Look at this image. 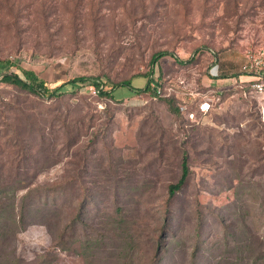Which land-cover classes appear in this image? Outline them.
<instances>
[{"label": "rangeland", "instance_id": "obj_1", "mask_svg": "<svg viewBox=\"0 0 264 264\" xmlns=\"http://www.w3.org/2000/svg\"><path fill=\"white\" fill-rule=\"evenodd\" d=\"M33 1L16 25L0 10V76L30 70L50 89L74 76L96 77L117 101H95L87 83L76 93L67 86L57 101L0 82L5 204L19 177L20 140L33 141L34 158L45 165L36 174L27 164L23 182L48 183L73 173V152L85 148L89 125H101L105 106L112 113L85 152L82 178L95 195L82 213L90 243L59 249L45 224L13 226L4 212L0 264H33L41 255L50 259L45 264H146L156 254V264H264V102L250 92L253 75L245 69L247 53L264 46V0H101L97 16L85 1L75 21L70 4L67 11L55 0L48 26ZM155 52L165 53L152 67ZM125 81L157 86L160 96L176 99L180 116L148 90L113 88ZM65 131L77 149L66 150ZM182 148L191 173L168 203ZM25 190H15V218ZM64 195L66 215L72 198ZM162 216L169 223L161 235ZM245 238L250 248L241 246Z\"/></svg>", "mask_w": 264, "mask_h": 264}, {"label": "trees", "instance_id": "obj_2", "mask_svg": "<svg viewBox=\"0 0 264 264\" xmlns=\"http://www.w3.org/2000/svg\"><path fill=\"white\" fill-rule=\"evenodd\" d=\"M54 1V2H53ZM58 6L60 8H65L69 11L67 3L72 7L70 17H73V20L78 16L79 7L85 3V1L91 5L89 9H92V12L95 16L100 11L99 7L96 6L98 2L101 0H59ZM55 0H39L37 2L38 6L33 7V11L40 17L41 19L48 24L51 23V15L55 11L58 6L55 4ZM36 5V4H35ZM33 0H0V10L4 15L10 16L9 18L12 20L13 24L19 23L26 13L28 14L31 11V7L35 6ZM165 52H155L153 53L150 62L153 67V64L156 62L159 56L164 54ZM151 67V72L153 71ZM21 72H3L0 76V82H3L7 85L12 86L14 89L33 96L34 98H53L54 100L59 101L61 97L67 91L66 87L70 86V88H74V93H76V89L82 86L84 83L94 85L97 89L95 101L98 99H109L116 100L113 94V90L104 89L100 85V81L96 77H87V76H74L71 79L62 81L52 89L48 88L46 82L39 78L36 73L30 70H20ZM129 81L114 83L113 88L116 86L126 85L130 88V91L138 92L140 90H148L158 99L163 100L167 108L170 112L175 114V116H180L179 107L176 105V99L172 96L162 97L160 93H157L155 88L150 86L149 81L142 88H133L128 85ZM117 101V100H116ZM120 101V100H118ZM105 110V119L102 120L100 126H94V122L89 125L93 130L90 132V136L86 139V143H83V150L78 155V150H74L73 155L77 157L73 161L74 168L73 173L70 175L61 176L58 179H55L51 182L40 184H31L30 182L25 183L21 178L22 169H26L29 165L33 164L35 168L34 173H38L45 165H40V160L34 158L35 153V144L30 140H20L18 143L19 156L16 158L14 170L19 177L15 179V185L10 198L12 202L10 204H5L3 200L0 199V218L4 217V212L11 217L13 215L10 223L14 225H20V227H24L27 220L31 221V223L42 222L46 225L49 233L51 234L52 241L56 247L62 250H67L71 248V244L76 240H80L82 245H87L90 243V239L87 233H84L86 226V221L82 217V213L85 211L86 205L91 203L94 199V192L92 187L85 184L86 182L82 178V173L86 172L88 166V157L85 152L89 147H91L98 139V135H100L103 129H107L109 123L112 119V113L109 112L108 108H104ZM59 111V110H58ZM76 129V128H75ZM65 139L63 140L64 147H67L66 150H70L72 148L77 149L76 145L77 140L70 142V138L67 136L66 131L64 132ZM69 138V139H68ZM16 144V143H14ZM74 145V146H73ZM63 147V148H64ZM82 148V147H81ZM80 148V149H81ZM28 150V152H24V150ZM189 156L186 148H182L181 159H180V173L175 180V182H171L167 185L166 194H167V202L170 203L174 199H176L177 194L182 188L186 185L191 170L189 168ZM47 163V162H45ZM43 162V164H45ZM29 164V165H27ZM49 164V163H48ZM7 185L0 186V197H4L8 191H6ZM16 189H26L24 193L19 196L18 208L15 213L17 216L14 217V199H15V190ZM69 191L71 193L69 194ZM68 193V198H72L70 201V212L64 215L65 211V202L62 200L65 197V193ZM67 198V196H66ZM65 198V199H66ZM69 199V200H70ZM115 211L118 213V220L120 221V207L116 205ZM201 216V214H200ZM163 223L160 228L161 235L164 233L166 225L169 223L168 218L162 216ZM80 224V226H78ZM200 227V224H199ZM69 231V235L65 238L66 232ZM3 232L0 233V236ZM230 234L233 236L234 232L230 231ZM245 242L242 243L241 246L245 245V248H250V241L248 238H245ZM159 257L158 254L154 256V260L149 261L146 264H156ZM50 259L46 258V256L41 255L39 260L33 264H45L49 262ZM143 264V263H136Z\"/></svg>", "mask_w": 264, "mask_h": 264}, {"label": "built area", "instance_id": "obj_3", "mask_svg": "<svg viewBox=\"0 0 264 264\" xmlns=\"http://www.w3.org/2000/svg\"><path fill=\"white\" fill-rule=\"evenodd\" d=\"M245 69L252 71L253 78L250 80L249 84V90L254 95L258 96L263 102H264V46L260 47V49L256 51H249L247 53V62L245 64ZM156 86V85H155ZM157 89L156 92L159 93L160 89L156 86ZM96 93L97 89L95 88ZM136 98L133 99L135 101ZM138 99V98H137ZM140 100L137 102H131V103H139ZM205 103L201 104V108H203V105ZM180 110L182 109L179 108ZM262 119L264 120V106L262 107Z\"/></svg>", "mask_w": 264, "mask_h": 264}]
</instances>
